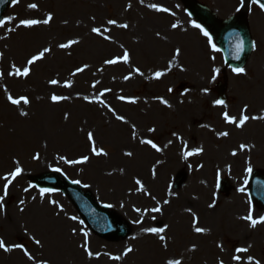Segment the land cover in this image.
Here are the masks:
<instances>
[{"label": "rangeland", "instance_id": "1", "mask_svg": "<svg viewBox=\"0 0 264 264\" xmlns=\"http://www.w3.org/2000/svg\"><path fill=\"white\" fill-rule=\"evenodd\" d=\"M10 1L2 19H12L0 27V36L6 37L0 39V72L4 73L0 78V176L14 169L13 161H19L23 171L0 201L4 205L0 209V239L9 246L22 244L34 259L29 261L20 249L0 250V264H166L170 258L179 259L181 264H220L221 260L223 264H236L231 259L235 248L248 245L252 247L240 254L241 264L248 255L264 264V223L250 228L240 219L249 208V187L244 180L250 174L245 169L264 172V120L249 119L238 129L225 123L222 115L227 111L238 118L245 105L250 117L264 115V12L249 0L243 7L240 0H195L212 9L220 20L239 12L246 15L255 47L245 72L236 74L223 65L220 53L213 52L206 38L192 27L193 21L176 0ZM31 3L38 7L28 8ZM152 3L168 8L174 15L149 8L147 5ZM48 13L53 15L48 25L17 27L22 19L42 20ZM109 19L129 27L108 25ZM173 23L179 27L172 29ZM92 27L109 28L104 35L111 39L93 34ZM70 39L79 43L67 49L57 47ZM45 47L51 51L31 66L28 77L7 75L12 64L23 67L31 55ZM177 47L181 54L173 58ZM125 49L130 53L129 63L104 64L106 59L122 56ZM85 64L89 67L84 72L72 75ZM135 68L143 75L134 72ZM212 68L220 69L215 80L211 78ZM156 71L165 74L155 79ZM125 76L130 79L125 80ZM52 79L60 84L50 85ZM65 81H71V87H64ZM95 81L100 83L93 88ZM218 84H226V107L214 104ZM5 88L14 98L27 96L30 104L12 105ZM104 89L111 91L100 99L124 116L127 123L117 120L103 104L84 99H92ZM53 93L69 99L52 103ZM119 96L134 98L136 103L122 101ZM158 97L171 106L161 104ZM21 111L28 115L21 116ZM133 125L136 139L132 138ZM150 127L156 131L149 133ZM89 131L106 156L91 154ZM222 131L229 132V136L219 137ZM142 138L152 139L162 151L140 144ZM242 143L249 146L245 151L239 150ZM198 148L203 149L200 154L184 159V151ZM234 150L235 156L231 155ZM127 151L133 155H124ZM37 153L39 159L34 160ZM61 155L69 160L82 155L90 159L84 164H65L59 160ZM217 171L220 180L231 182V194H218ZM46 174L59 175L69 182L79 180L77 186L128 226L127 238L114 241L94 236L60 192L46 194L41 200L39 189L24 191L32 185V179ZM136 179L150 196L136 190ZM3 183L0 180V195ZM242 185L245 192H237ZM165 200L169 203L164 204ZM157 201L161 212H144L156 207ZM213 202L215 206L209 208ZM108 204L112 207H105ZM137 208L141 211H135ZM252 209L254 218L264 216V211L253 205ZM193 214L198 218L197 226L208 232L197 234L193 230ZM72 216L77 220L69 219ZM165 225L168 227L160 234L165 237L163 241L143 231ZM72 229L77 230L75 235ZM81 229L88 232L89 247L100 253L99 258L89 259L83 252ZM32 237L41 245H36ZM193 245L195 250H191ZM126 247L133 251L124 256Z\"/></svg>", "mask_w": 264, "mask_h": 264}, {"label": "snow or ice", "instance_id": "2", "mask_svg": "<svg viewBox=\"0 0 264 264\" xmlns=\"http://www.w3.org/2000/svg\"><path fill=\"white\" fill-rule=\"evenodd\" d=\"M140 2L143 3L144 0H140ZM12 3L13 4L18 3V0H12ZM244 4H245V0H240V7H243ZM251 5H254V6L258 7L261 12H264V0H251ZM147 6L149 8H151V9H154L157 12L170 13V10L168 8L159 6L158 4H155V3L149 4ZM37 7L38 6L35 3H31V4L28 5V8H30V9H36ZM127 7L131 8V4H129ZM240 7H237V9H236L237 12L240 11ZM170 14L174 15V13H170ZM11 19H12L11 17H9L7 19H0V27H3L4 25H6ZM52 20H53L52 13H48L47 16L45 18H43L42 20L41 19H22V20L19 21V25H17V27L23 26V27H26V28H31V27L39 25V24L48 25ZM65 23H67V21H65ZM107 24L108 25H115V26H117L119 28H123V29H127L129 27V25L126 24V23L118 24V22L115 19L107 20ZM178 27H179V25L177 23L171 24V28L172 29H177ZM192 27L198 29L200 31V33L206 38L207 45L212 49L213 52H219L220 51V49L214 43L212 35L204 27H202L198 23H195L194 21L192 22ZM8 31L11 32V31H13V29H8ZM109 31H110V29L107 28V27H104V28L92 27L91 28V32L93 34H95L97 36H102L103 39H105V40H110L111 39L110 36L104 35L105 33L109 32ZM156 35H157V37H159L160 33L157 32ZM4 38H6V37L0 36V39H4ZM78 43H79L78 40L70 39V40L67 41V43L58 44L57 47H59L60 49H67V48H70L73 45L78 44ZM253 47H255L254 44H253ZM243 50H244V41H243V39L238 38V42L236 44V51H237V57L236 58H239V54L241 52H243ZM50 51H51V49L48 48V47H45L42 50H39L36 54L31 55L30 58H28L26 60V62H25L23 67H17L15 64H12V66H11L12 70L9 71L7 73V75L8 76H12V77H23V78L28 77L30 75V73H31V66L34 65L37 61H40V60L44 59L45 55L47 53H49ZM180 54H181V49L177 47L175 49L173 58L179 57ZM211 59H214V57H212ZM129 60H130V53L125 49L122 56H117V57H114V58L106 59L104 61V64H106V65H114V64H117V63H119L121 61L123 63L127 64V63H129ZM88 67H89V65H87V64H85V65H83L81 67H77L74 70V72L72 73V75L75 76L78 73H82ZM170 67H171V61L169 62V68ZM181 70H183V68ZM133 71L136 72L139 75H143V73L140 72L139 68H135V69H133ZM219 71H220V69H218V68H212V70H211V72H212V77H211L212 80H215L217 78V74L219 73ZM232 72L236 73V74H243L245 72V69L244 68H235L234 67V68H232ZM164 74L165 73L162 72V71H156L154 73V77L153 78L159 79ZM3 75H4V73L0 72V78H2ZM124 79L128 80V79H130V76H125ZM48 83L50 85L55 86V85H59L60 81L57 80V79H52V80H49ZM99 83H100V81H95L93 83L92 87L95 88L96 85L99 84ZM71 84H72L71 81H65L63 86L64 87H71ZM4 91L6 93H8V89L7 88H5ZM109 91H111V89H104L98 95L94 96L92 99H89V97H87V96H85L84 99L88 100L89 103L99 102L100 104H103L104 107L107 108V110L109 112H112V114L115 116V118L117 120H119V121H121L123 123H127V121L125 120L124 116L116 114L114 109H112L109 105L105 104L104 101L100 99V97L104 96L105 93H107ZM168 91L171 92L172 89L169 88ZM203 91L207 92V89H204ZM6 98H7L8 102L11 103L14 106H19L21 104H23V105H29L30 104V99L27 96H25V95H21V96H19L17 98H14L12 94L8 93ZM117 98L122 100V101H126L128 103H136V100L134 98H126L124 96H119ZM67 99H69V97L57 95L55 93H53L50 96V100L52 101V103H59V102H61L63 100H67ZM157 99H159L161 104H164V105H166L168 107L171 106L163 98H159L158 97ZM214 104L218 105V106H225L226 107L224 100L217 99V100L214 101ZM247 107H248L247 105L244 106V108L241 110L240 115H239L238 118L235 117V116L229 115V113L227 111H225L222 114L223 115V120L225 121V123L233 124L238 129L242 128L246 124V122L249 121V119H252V120H264V115L251 116V117L249 115H247L246 114ZM19 114L21 116H27L28 115V113L25 112V111H21ZM67 118H68V115L65 114V119H67ZM147 131L149 133H152V132H155L156 129L150 127V128L147 129ZM173 135L176 136L177 134L173 133ZM218 136L219 137H227V136H229V132H227V131L219 132ZM132 138L133 139L137 138L135 125H133ZM177 138H179V137H177ZM87 140L89 141V143L91 145L90 151H91L92 155H95L97 157L106 156L107 155V152L103 148H98L96 146L94 133L92 131H89L87 133ZM139 143L142 144V145H148L149 147H151L152 149H154L157 152L162 151V149L152 139H143L142 138V139L139 140ZM168 143L171 144L172 141H169ZM165 147H167V145H165ZM185 147H186V145H185ZM248 147L249 146L247 144H243L242 143V144L239 145V150L240 151H245L246 149H248ZM202 151H203L202 148H198V149H195L193 151H184L183 152V157H184V159H187L189 156L198 155ZM124 155H126L128 157H131L133 155V153L131 151H127V152L124 153ZM231 155L235 156V155H237V152L234 150V151H232ZM32 158L34 160H38L39 159V154L37 153ZM89 159H90V157L88 155H82L79 159H75V160H69L65 156H62V155L59 156V160L63 161L65 164H84V163H87L89 161ZM13 163L16 165L14 167V169L9 171L8 173H6L3 176H0V180L4 181V183H3V195H0V201H3L5 199V197L8 194L9 186L12 184V182L17 177H19L21 175V173L23 171L22 168L19 166V161H13ZM53 170L57 171V172L61 171V169H59V168H55ZM245 171H246V173L251 174L253 170H252L251 167H248V168L245 169ZM152 175L155 176V169H153ZM220 175H221L220 172L217 171V174H216V185H217V187L220 186ZM72 182L75 183V184H79L80 183L79 180H73ZM247 183H248V180L245 179L244 180V185H247ZM135 184L139 186L136 189L138 192H143L145 195H149V196L151 195L149 192L146 191V189L144 188V185L142 184V182L139 179L135 180ZM87 186L88 185H85V187H87ZM33 187H35V186L34 185H29L28 188L24 189V191L28 192L29 189L33 188ZM54 191H55V189L40 188L39 189V195H40L41 200L44 199L46 194L52 193ZM236 191L240 192V193H244L245 192V187L242 185L241 187L237 188ZM32 199L35 200L36 197H32ZM152 199H155V197H152ZM49 203H51L53 205H57V202L55 200H50ZM167 203H169V201L165 200L164 204H167ZM248 203H249V208H248L247 215L241 216L240 219L245 221V222H247L248 226L250 228H255L258 224L264 223V216H260L259 218H254L253 217V209H252L251 200H249ZM20 204H24V200H21ZM121 206H123V205H121ZM214 206H215V202H213V203L208 205L209 208H213ZM3 207H4V205L0 204V209H2ZM57 207H59V205H57ZM105 207H112V205L108 204V205H105ZM62 210L63 209L61 208V211ZM20 211L22 212V211H24V209L21 208ZM135 211L140 212L141 210L137 208V209H135ZM188 211L191 212V209H188ZM144 212L145 213H149V212L158 213V212H161V207L159 206V201H157V206L156 207L144 209ZM154 218L155 217H153V219ZM69 219L75 221V220H77V217L72 216V217H69ZM141 222H142V220H137L136 221V223H141ZM80 223H83V222L80 221ZM192 223H193V230L197 234H204V233L209 231L207 228L197 226L198 225V218L194 214H193ZM167 227H168L167 225H165L164 227H148V228H144L143 231L145 233L157 235L159 237V239L161 241H163L165 239V237L163 235H160V234L164 233ZM80 231L82 232L83 237H84V241L80 245V247L83 249V252L88 256L89 259H91L93 257L99 258L100 253H94L89 247V241H88V235L89 234H88V232L84 231L83 229H81ZM72 232L75 235L77 230L76 229H72ZM32 239H33V242L36 245H41V241L39 239H37L35 237H32ZM133 239H135V237H133ZM217 247H220L221 249H223L222 245L218 244ZM251 247H252L251 245H248L247 247H236L235 250H234L235 254L232 255L231 259L233 261H235L236 264H241L242 256L240 254L248 253L250 251ZM13 249H20L23 252L24 256L27 257V259L29 261L34 259V257L29 253V251L22 244H13V245L9 246V245H6V243H5V241L3 239H0V250H3L4 252H10ZM191 250H195V246L194 245H193V248ZM132 251H133L132 247H126L124 249V251H123V255L127 256ZM109 258L113 259V260L121 259L120 256H110ZM43 264H47V261H44ZM166 264H181V261L179 259L170 258V259H168L166 261ZM220 264H223L222 260L220 261ZM245 264H262V261L260 259L255 258L252 255H248Z\"/></svg>", "mask_w": 264, "mask_h": 264}, {"label": "water", "instance_id": "3", "mask_svg": "<svg viewBox=\"0 0 264 264\" xmlns=\"http://www.w3.org/2000/svg\"><path fill=\"white\" fill-rule=\"evenodd\" d=\"M189 16L204 27L213 37V41L220 49L224 63L229 68H242L251 53L252 42L243 14L230 18L226 22H219L205 8L196 5L192 0L181 1ZM9 0H0V19ZM238 38L244 41V50L237 57L236 44ZM223 98L222 91L219 92ZM38 188L59 190L75 207L76 211L95 235L104 239H124L128 234L127 227L111 212L100 208L92 197L83 193L80 188L71 185L57 176L45 175L33 179ZM220 191H229L226 181L221 182ZM249 197L258 208L264 209V175L255 172L250 180Z\"/></svg>", "mask_w": 264, "mask_h": 264}]
</instances>
